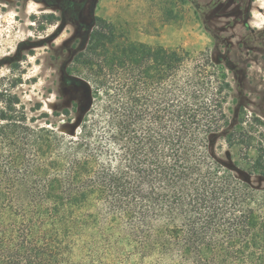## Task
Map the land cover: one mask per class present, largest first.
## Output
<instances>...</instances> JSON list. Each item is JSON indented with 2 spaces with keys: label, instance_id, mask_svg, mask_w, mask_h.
<instances>
[{
  "label": "trees",
  "instance_id": "obj_1",
  "mask_svg": "<svg viewBox=\"0 0 264 264\" xmlns=\"http://www.w3.org/2000/svg\"><path fill=\"white\" fill-rule=\"evenodd\" d=\"M72 70L86 104L38 118L0 79V264H264V121L229 129L209 55L97 17Z\"/></svg>",
  "mask_w": 264,
  "mask_h": 264
},
{
  "label": "rangeland",
  "instance_id": "obj_2",
  "mask_svg": "<svg viewBox=\"0 0 264 264\" xmlns=\"http://www.w3.org/2000/svg\"><path fill=\"white\" fill-rule=\"evenodd\" d=\"M97 17L131 41L193 57L206 52L230 85L229 129L242 112L248 122L255 116L264 121V0H0V79L30 118L74 101L86 104L84 92L71 86L77 75L70 69ZM50 120L60 133L76 134L67 119ZM229 129L212 139L214 153L228 167ZM255 129L264 137V129ZM232 156L238 160L236 150ZM252 183L264 187V180Z\"/></svg>",
  "mask_w": 264,
  "mask_h": 264
},
{
  "label": "flooded vegetation",
  "instance_id": "obj_3",
  "mask_svg": "<svg viewBox=\"0 0 264 264\" xmlns=\"http://www.w3.org/2000/svg\"><path fill=\"white\" fill-rule=\"evenodd\" d=\"M245 27H246V28H249V24L246 23V24H245Z\"/></svg>",
  "mask_w": 264,
  "mask_h": 264
}]
</instances>
